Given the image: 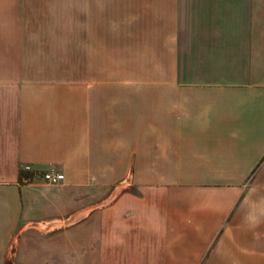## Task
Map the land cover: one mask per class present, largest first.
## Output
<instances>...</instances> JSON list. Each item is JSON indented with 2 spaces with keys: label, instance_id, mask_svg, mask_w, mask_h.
Wrapping results in <instances>:
<instances>
[{
  "label": "crops",
  "instance_id": "0c3cea01",
  "mask_svg": "<svg viewBox=\"0 0 264 264\" xmlns=\"http://www.w3.org/2000/svg\"><path fill=\"white\" fill-rule=\"evenodd\" d=\"M39 66L77 93H38ZM12 257L264 264V0H0Z\"/></svg>",
  "mask_w": 264,
  "mask_h": 264
},
{
  "label": "rangeland",
  "instance_id": "374dc122",
  "mask_svg": "<svg viewBox=\"0 0 264 264\" xmlns=\"http://www.w3.org/2000/svg\"><path fill=\"white\" fill-rule=\"evenodd\" d=\"M37 68V73H38V78L39 80L37 81V87H38V93H63V89L70 86L69 93H77V82H63V81H54V80H47L45 79L46 77L48 78H55L59 77L57 74L61 75H68L66 77H75L77 74V68L76 67H53V66H39ZM103 68V73H110V71H117V73L120 72H125L124 68L119 69L118 67H102ZM124 70V71H123ZM66 73V74H65ZM70 75V76H69ZM29 81L27 82H21V84L28 85L27 86V91L30 90L29 87ZM7 84H10L7 83ZM20 84V83H19ZM103 86L107 87V85L112 84V83H102ZM115 84V83H114ZM134 84H139V83H134ZM35 82L31 83L32 89H34ZM65 90V89H64ZM68 91L64 92L67 93ZM5 264H14L13 257L12 258H7Z\"/></svg>",
  "mask_w": 264,
  "mask_h": 264
},
{
  "label": "built area",
  "instance_id": "2783aa9c",
  "mask_svg": "<svg viewBox=\"0 0 264 264\" xmlns=\"http://www.w3.org/2000/svg\"><path fill=\"white\" fill-rule=\"evenodd\" d=\"M22 169L24 171H33V167L29 164L23 165ZM43 179L48 183H57L64 178V175L54 169H49L42 174Z\"/></svg>",
  "mask_w": 264,
  "mask_h": 264
}]
</instances>
